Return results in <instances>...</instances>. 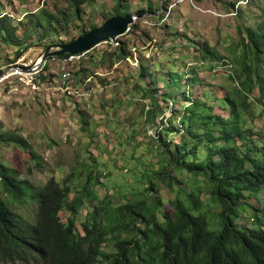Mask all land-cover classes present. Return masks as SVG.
<instances>
[{
    "label": "trees",
    "instance_id": "1",
    "mask_svg": "<svg viewBox=\"0 0 264 264\" xmlns=\"http://www.w3.org/2000/svg\"><path fill=\"white\" fill-rule=\"evenodd\" d=\"M70 1L73 11L61 12L62 18L43 9L47 24L39 16L31 19L34 31L42 27L46 33L66 26L62 19L67 23L72 18L79 20L81 5L90 0ZM238 1L243 3L232 5L239 36L236 45L243 51L235 52L230 61L203 42L199 46L202 64L198 62L187 80L188 73H178L172 65L167 74L159 76L154 71H159L158 64L139 68L141 82L150 78L146 85L141 84L151 104L142 125L160 127L162 116L160 121H166L164 102L171 114L168 124L159 128L162 144L157 151L162 155V167L137 174L128 191L118 187V194H113L111 186L103 184L107 193L100 196L96 187L104 169H97L106 163L92 154L80 170L63 179L54 175L45 182L0 160V264H264L261 217L257 218L259 228L235 217L246 206L264 215V206L248 200L253 191L264 187V159L255 151L262 147L259 142L264 144V129L256 131L250 120L251 97L264 104V0ZM154 4L149 1L137 13L155 11ZM0 6V40L18 46L16 61L32 46V34L28 29L19 34L22 20L16 21L1 0ZM132 9L130 0H116L112 14L106 16L133 14ZM89 27L82 26L80 35L97 26ZM136 27L130 25L134 31ZM122 42L124 46H118L117 52L103 53L100 62L108 61L111 67L132 57L135 43L130 39ZM55 57L49 56L39 71L43 82L54 81L47 64ZM205 61L231 63L235 69L229 77L236 85L227 88L207 77L202 71L207 69ZM90 62L97 59L90 57ZM85 64L80 61L74 72L82 81L96 75ZM141 85L137 83L134 89ZM12 143L31 149L22 136L0 131V144ZM30 153L36 166H42L36 152L31 149ZM189 175L195 183L183 186L190 185ZM204 193L218 205V227L206 210ZM167 204L172 207L167 209Z\"/></svg>",
    "mask_w": 264,
    "mask_h": 264
},
{
    "label": "rangeland",
    "instance_id": "2",
    "mask_svg": "<svg viewBox=\"0 0 264 264\" xmlns=\"http://www.w3.org/2000/svg\"><path fill=\"white\" fill-rule=\"evenodd\" d=\"M116 0H90L81 5V18H72L71 22L62 19L61 26L51 32L45 28L34 31L31 19L39 16L44 24L47 17L42 10L46 9L56 17L62 18L61 12H72L70 0H1L5 10L10 12L16 21L22 20L18 33L28 29L32 46L24 53L22 59L35 66L46 54V45L54 46L72 41L80 35L82 26L89 29L91 25L100 26L112 14V7ZM133 3V14L136 31L130 29L126 34L103 42L89 52L76 56L73 60L55 57L48 62L50 72L55 77L53 83L43 82L40 72L34 82L22 81L17 78L0 87V131L14 132L27 140L42 166H36L30 150L20 145L0 144V160H6L12 166L23 171L25 176H31L35 181L45 182L52 176L65 178L72 171L80 170L89 155L98 157V161H105L100 165V182L96 189L100 196H105L107 187L110 192L118 194V187L126 188L136 180V175H143L162 167L158 147L162 144L159 128L168 124L167 118L158 119L159 126L142 125L145 120V110L149 109V99L144 97V89L150 78L141 82L138 71L141 66L158 64L155 74L169 71V65L176 68L178 73H188L190 78L193 68L201 63L200 44L208 42L219 53L230 61L236 53H241L243 47H237L239 36L237 33V16L232 3L238 0H130ZM154 2L155 11L138 14L148 2ZM167 6V8H166ZM1 7V6H0ZM72 8V9H71ZM165 13V15H164ZM131 24V26L133 25ZM43 32L44 40L41 41ZM132 40L134 53L132 57L119 60L114 66H108V61L100 62L105 52H117L118 46H124L122 40ZM237 47V48H235ZM55 48L53 47L52 50ZM18 46L8 45L0 40V62L10 63L16 58ZM90 57L97 59L90 62ZM19 59V58H18ZM17 59V60H18ZM21 59V60H22ZM85 61L86 66L93 69L96 75H89L85 81L74 76L78 63ZM224 61V59H223ZM47 62V61H46ZM205 75L216 80L227 88L234 87L229 75L235 68L228 65L205 61ZM143 64V65H142ZM202 64V63H201ZM210 65L214 66L212 70ZM172 68V69H174ZM212 70V73H211ZM70 72L71 76L64 81L63 74ZM194 71V70H193ZM90 72V73H91ZM139 83L141 87L134 89ZM258 94V92L256 93ZM251 121L255 123V130L264 129V104L251 97ZM172 105V103L170 104ZM134 123V125H132ZM178 126L179 120L174 122ZM260 128V129H259ZM257 154L264 159V144L259 142ZM254 147V146H253ZM101 154V155H100ZM89 172V170H86ZM189 184L193 186L195 178L188 176ZM108 186V187H109ZM165 195L168 192L163 190ZM128 196H130L128 194ZM212 222L217 223L216 212L218 205L204 193ZM248 199L254 206H264V187L253 191ZM171 204L166 208L170 209ZM240 209L236 219L247 223L251 227L259 228L264 223L262 212L246 206ZM64 216V213H61Z\"/></svg>",
    "mask_w": 264,
    "mask_h": 264
},
{
    "label": "water",
    "instance_id": "3",
    "mask_svg": "<svg viewBox=\"0 0 264 264\" xmlns=\"http://www.w3.org/2000/svg\"><path fill=\"white\" fill-rule=\"evenodd\" d=\"M134 14H118L108 18L102 25L94 27L68 43L51 46L39 60L43 67L49 56L68 58L85 54L103 42L126 34L134 23ZM55 48L52 50V48Z\"/></svg>",
    "mask_w": 264,
    "mask_h": 264
},
{
    "label": "built area",
    "instance_id": "4",
    "mask_svg": "<svg viewBox=\"0 0 264 264\" xmlns=\"http://www.w3.org/2000/svg\"><path fill=\"white\" fill-rule=\"evenodd\" d=\"M76 56H71L68 58H65L66 61L73 60ZM20 57L16 61H11L10 63L0 62V87L3 84H6L10 81H14L15 79L19 78L22 81L29 80L30 82H34L37 78V74L39 73L40 69L42 67H39V64L37 63L35 66H32V64L27 63ZM71 76V73L68 71L63 74L64 81L68 80Z\"/></svg>",
    "mask_w": 264,
    "mask_h": 264
}]
</instances>
